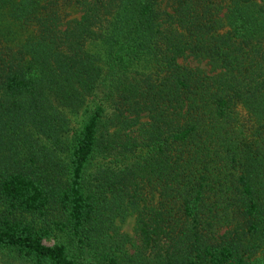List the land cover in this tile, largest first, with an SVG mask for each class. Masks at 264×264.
Returning <instances> with one entry per match:
<instances>
[{"label": "trees", "instance_id": "16d2710c", "mask_svg": "<svg viewBox=\"0 0 264 264\" xmlns=\"http://www.w3.org/2000/svg\"><path fill=\"white\" fill-rule=\"evenodd\" d=\"M0 18V264H264V0Z\"/></svg>", "mask_w": 264, "mask_h": 264}, {"label": "rangeland", "instance_id": "374dc122", "mask_svg": "<svg viewBox=\"0 0 264 264\" xmlns=\"http://www.w3.org/2000/svg\"><path fill=\"white\" fill-rule=\"evenodd\" d=\"M1 18H0V26L2 24L1 22ZM191 63H195L194 61H192ZM90 106V105H89ZM83 118V113H77L75 115L72 116L73 119V124L75 125H79L81 120ZM121 230L126 232L129 236L134 237L135 233H134V218L132 216L127 217L124 222H122L121 224ZM46 243H51L52 239H47L45 240Z\"/></svg>", "mask_w": 264, "mask_h": 264}]
</instances>
